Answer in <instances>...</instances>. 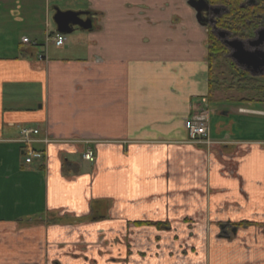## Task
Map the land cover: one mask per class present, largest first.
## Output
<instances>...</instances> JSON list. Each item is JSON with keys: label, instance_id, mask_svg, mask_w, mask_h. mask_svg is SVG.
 <instances>
[{"label": "crops", "instance_id": "0c3cea01", "mask_svg": "<svg viewBox=\"0 0 264 264\" xmlns=\"http://www.w3.org/2000/svg\"><path fill=\"white\" fill-rule=\"evenodd\" d=\"M186 2L0 0V264H264V141L196 110L207 28ZM55 9L91 25L57 46Z\"/></svg>", "mask_w": 264, "mask_h": 264}, {"label": "trees", "instance_id": "16d2710c", "mask_svg": "<svg viewBox=\"0 0 264 264\" xmlns=\"http://www.w3.org/2000/svg\"><path fill=\"white\" fill-rule=\"evenodd\" d=\"M210 5L223 7L224 10L215 17L214 27L229 32L231 37L249 39L257 29L264 25V0H207ZM227 47L207 27V53L205 57L207 74V92L213 96L217 85L224 82L223 78H216V66L219 62L222 67L231 70V84L233 89L252 90L246 97L238 100L243 102L264 101V78L261 75H251L248 71L238 67L226 54ZM221 72H223L221 70ZM217 74V73H216ZM229 90V88H227ZM252 94V95H251Z\"/></svg>", "mask_w": 264, "mask_h": 264}, {"label": "rangeland", "instance_id": "374dc122", "mask_svg": "<svg viewBox=\"0 0 264 264\" xmlns=\"http://www.w3.org/2000/svg\"><path fill=\"white\" fill-rule=\"evenodd\" d=\"M220 11L221 10H219V12ZM223 39H225V37L221 38V40ZM203 52L205 53V49ZM226 56H228V53ZM221 70L223 72H221ZM216 73L215 77L219 79L223 78L224 82L222 84L219 83L217 85L216 91L213 92V96H210L207 92V74L205 65V71L201 73V78H205V80H203V88L206 92V95H203L202 99L199 100L200 103L198 106H196V110L199 109L200 112L209 111L210 106H212L215 117L217 116L220 121L228 123L233 122L236 124V127L233 129V135L235 139L264 141V115L256 113L242 114L237 112V109L242 110V105H244V107L264 109V101H259L255 105L242 104V101L238 99L246 97L249 93H253L252 90L237 89L236 87L231 89L229 87L232 76L230 75L231 70H228L225 66L222 67L221 62H219L216 66ZM263 74L264 72L260 75L263 76ZM262 81H264V78H262ZM227 88H229V90ZM202 120H204L203 115H198L197 118L194 117L195 122ZM210 125L213 127L215 126L214 118L212 121H210Z\"/></svg>", "mask_w": 264, "mask_h": 264}, {"label": "water", "instance_id": "95a60500", "mask_svg": "<svg viewBox=\"0 0 264 264\" xmlns=\"http://www.w3.org/2000/svg\"><path fill=\"white\" fill-rule=\"evenodd\" d=\"M187 5L195 12V17L199 24L206 25L214 23V19L207 18V11L211 10L217 14L219 7L211 6L207 0H187ZM83 12L55 9L53 21L56 24L57 33H69L74 26L87 29L91 25V19L82 17ZM214 34L219 38L225 37L222 43L229 48L228 57L231 58L239 67L245 69L252 75L264 72V26L255 31L252 38L242 40L239 38H226L229 32L218 30L215 27Z\"/></svg>", "mask_w": 264, "mask_h": 264}, {"label": "built area", "instance_id": "2783aa9c", "mask_svg": "<svg viewBox=\"0 0 264 264\" xmlns=\"http://www.w3.org/2000/svg\"><path fill=\"white\" fill-rule=\"evenodd\" d=\"M53 42L55 43V45L59 46L62 45L65 41V37L61 36V35H56L54 37H52ZM23 42H28L27 37H23L22 38ZM185 129L187 131L189 140L192 142H203V137L206 134V123L205 120L202 121H198L195 122L194 118L188 119L185 122ZM38 134V129L35 127H23L20 126L19 127V135L20 137L18 138V141L23 143V144H27L29 142L33 141V136L32 135H36ZM43 141H48V137L46 136ZM85 143L88 142V140L84 141ZM208 142V141H205ZM87 147L83 150L82 152V158L89 161V162H93L95 160V153L93 151V149H91L88 145H86ZM42 156V153L40 151H35L32 149L26 150L25 153V162H31L32 159L34 158H40Z\"/></svg>", "mask_w": 264, "mask_h": 264}, {"label": "flooded vegetation", "instance_id": "af4514ba", "mask_svg": "<svg viewBox=\"0 0 264 264\" xmlns=\"http://www.w3.org/2000/svg\"><path fill=\"white\" fill-rule=\"evenodd\" d=\"M221 11L220 12H218L217 14H215V13H213L211 10H209V11H207V13H206V17L207 18H212V19H215V15H219L223 10H224V8L223 9H220ZM208 24V27H209V29L211 30V32H214V29H213V27H214V23H207ZM227 37H231L230 36V34H228L227 35ZM228 49V52H229V48H227ZM229 54V53H228Z\"/></svg>", "mask_w": 264, "mask_h": 264}]
</instances>
